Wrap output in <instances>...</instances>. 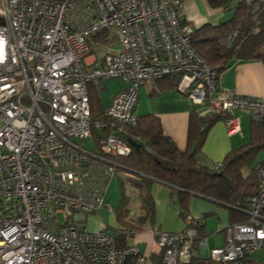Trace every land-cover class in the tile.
<instances>
[{
  "label": "built area",
  "instance_id": "obj_1",
  "mask_svg": "<svg viewBox=\"0 0 264 264\" xmlns=\"http://www.w3.org/2000/svg\"><path fill=\"white\" fill-rule=\"evenodd\" d=\"M257 1L264 10V0ZM184 5L0 0V264H249L250 254L264 248V155L258 191L245 198L249 220L228 225L221 246L197 240L193 226L202 216L186 215L181 232L150 229L153 261L122 239L136 230L90 231L85 224L102 209L114 212L105 195L122 168L117 158L132 152L127 139L145 143L131 133L140 87L157 92L159 81L177 74V90L226 116L229 135L241 132L234 110L264 124V98L220 88L215 67L194 50L195 26L184 18ZM107 79L123 88L93 116L89 85L100 91ZM200 162L217 172L221 165Z\"/></svg>",
  "mask_w": 264,
  "mask_h": 264
},
{
  "label": "trees",
  "instance_id": "obj_2",
  "mask_svg": "<svg viewBox=\"0 0 264 264\" xmlns=\"http://www.w3.org/2000/svg\"><path fill=\"white\" fill-rule=\"evenodd\" d=\"M215 8L232 5L227 11L231 17L214 25L206 24L195 27L190 37L194 50L210 65L215 67L217 74L222 73L233 59L260 60L264 63V10L259 2L234 0H208ZM237 34L228 44L232 32ZM170 84L177 88L180 77L171 75L158 82L161 92L162 84ZM91 102V101H90ZM91 104V103H90ZM92 115L97 116L91 107ZM226 116L219 114L201 115L193 113L190 117L187 145L180 150L166 136L158 120L150 115L138 117L136 130L145 139L138 143V148L132 147V152L126 157L117 158L122 166L117 171H127L126 178L120 180L121 197L119 205L114 210V218L120 227L141 231L145 226L152 225L154 216V201L151 187L155 182L162 181L176 186L179 191V203L184 209L191 193L198 194L225 204L229 208L230 223L248 222V208L245 198L252 197L258 191L257 156L264 153V124L252 120L250 141L238 148L230 150L220 162L219 171H212L198 159L209 129L218 120ZM255 163V166H251ZM128 189L139 200L141 214L138 217L129 215ZM131 200V199H130ZM181 215L185 219L186 213ZM200 224L193 226L197 240L206 237L203 226V216ZM249 264H264L261 261L248 259ZM157 264H161L158 261ZM201 264H214L205 259Z\"/></svg>",
  "mask_w": 264,
  "mask_h": 264
},
{
  "label": "crops",
  "instance_id": "obj_3",
  "mask_svg": "<svg viewBox=\"0 0 264 264\" xmlns=\"http://www.w3.org/2000/svg\"><path fill=\"white\" fill-rule=\"evenodd\" d=\"M237 1L238 0H234L233 3ZM240 1L252 2L254 0ZM184 2V18L195 27L204 26L206 24L214 25L224 22L231 17L230 15L229 18H225L221 21L222 19H220V17L223 15L224 9L215 8L208 0H185ZM225 11L227 10L225 9ZM217 79L220 88L235 90L242 96L264 98V63L260 60L233 59L222 73L217 74ZM107 82L111 86H116V91L114 90L106 93L105 96L107 97L104 102V100L102 101L101 98L97 96L103 90H107ZM166 82L167 80L162 84L161 92L158 94H154L150 85L140 87L137 92L138 102L134 109V113L137 117L150 115L156 118L162 132L174 142L178 149L183 151L187 145V134L191 115L193 113L207 115L211 112L204 106L194 105L186 94L181 93L177 88H172L170 84ZM89 86L91 90L97 94L98 105L96 106L90 103L95 114H98L103 112L110 104L112 96L123 88V83L119 79H107L100 91H96L91 85ZM229 114L239 118L241 127L240 134L229 135L226 130L224 119L218 120L209 129L204 144L198 153V159L203 162H221L230 150L238 148L250 141L252 126L250 114L245 110H234ZM246 137L247 140L243 143ZM262 155H264V153H260L257 156L259 161ZM151 195L155 207L153 223L152 225L145 226L143 230L137 231L134 243H129L136 245L143 255L149 257L150 261H153L150 257H152L153 250L155 251V246L149 230L158 229L171 233L183 231L186 224L185 219L181 215L182 211H185L186 215L190 216H203L202 223L208 244L210 239L216 242H223L224 244L225 229L231 224L228 206L219 201L207 199L198 194L191 193L184 209H182L178 198V188L162 181L155 182L152 185ZM99 212L90 214L86 218L85 224L90 231H97L102 227L110 226L100 220L98 221ZM111 214L114 215V212ZM129 215H133V213H129ZM115 224L120 226L116 219ZM208 228H210L213 233L215 231V233H207L209 230ZM209 235H214L216 237L220 235L222 239H215L214 236L210 237ZM223 244H216L215 246H221ZM248 259L255 260L251 258V256H249Z\"/></svg>",
  "mask_w": 264,
  "mask_h": 264
},
{
  "label": "rangeland",
  "instance_id": "obj_4",
  "mask_svg": "<svg viewBox=\"0 0 264 264\" xmlns=\"http://www.w3.org/2000/svg\"><path fill=\"white\" fill-rule=\"evenodd\" d=\"M185 1V0H184ZM185 3V2H184ZM185 7V5H184ZM231 15V12L230 11H223V15L220 17V19H222L221 21H223V19L225 18H229ZM110 43H113L114 46H117V42L113 41L112 40H109ZM93 51L95 52H98L99 50L96 48L95 50L93 49ZM99 55V54H98ZM115 87L116 86H111L110 84H106V89L107 90H103L101 93L97 94L91 90V87L89 86V98L91 99V103H93V105H98V101H97V97L101 98V100L104 102L106 101V93H109L110 91H114L115 90ZM116 91V90H115ZM95 95V96H94ZM97 96V97H96ZM247 136V135H246ZM247 140V137L243 140V143ZM90 142H86V146H89ZM256 162H258V159H256ZM252 167L255 166V163H252L251 165ZM126 175H127V171H117L116 172V175L112 178L110 184H109V187H108V190H107V194H106V201L109 202L114 210L117 208V206L119 205V201H120V197H121V192H120V180H123L126 178ZM126 192L128 193L130 199H129V203L127 204L128 205V208H129V213H133V215L131 217H138L142 210H141V206H140V202L138 200V198L132 193L130 192L128 189H126ZM99 216H98V221H102L104 222L105 224L107 225H110L109 226V229L111 232H114L113 228L115 226H117V224H115V219H114V215H112L108 210L106 209H102L100 210L99 212ZM59 220L60 221H63L62 220V217L59 216ZM97 222V220H96ZM99 224V222H98ZM206 228H207V225H206ZM208 232L207 233H213L212 230H210V228H208ZM207 231V229H206ZM147 232V231H145ZM215 233V231H214ZM213 233V234H214ZM136 235V234H135ZM135 235H132L130 238H127L124 234H122V239L127 242V243H134V240H135ZM210 237H213L212 235H209ZM215 239H222V237L220 235H218L217 237L214 236ZM210 246H215L216 244L217 245H220V244H223V242H216V241H213L212 239H210V242H209ZM251 258H254L255 261H261V262H264V249H260L259 251H255L253 253H251ZM149 263V260L147 261V264Z\"/></svg>",
  "mask_w": 264,
  "mask_h": 264
},
{
  "label": "water",
  "instance_id": "obj_5",
  "mask_svg": "<svg viewBox=\"0 0 264 264\" xmlns=\"http://www.w3.org/2000/svg\"><path fill=\"white\" fill-rule=\"evenodd\" d=\"M127 141L131 144V146L132 147H134V148H138L140 145L137 143V142H135L133 139H131V138H128L127 139Z\"/></svg>",
  "mask_w": 264,
  "mask_h": 264
}]
</instances>
